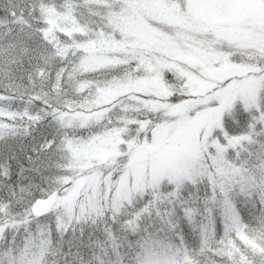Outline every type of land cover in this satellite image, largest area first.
Segmentation results:
<instances>
[{"label":"snow or ice","instance_id":"6c2138e0","mask_svg":"<svg viewBox=\"0 0 264 264\" xmlns=\"http://www.w3.org/2000/svg\"><path fill=\"white\" fill-rule=\"evenodd\" d=\"M0 264H264V0H0Z\"/></svg>","mask_w":264,"mask_h":264},{"label":"rangeland","instance_id":"374dc122","mask_svg":"<svg viewBox=\"0 0 264 264\" xmlns=\"http://www.w3.org/2000/svg\"><path fill=\"white\" fill-rule=\"evenodd\" d=\"M236 109H237V118L242 120L243 116H246V113L243 112V109L240 106L239 102H237ZM242 122H243V120H242ZM229 130L231 131V129H229ZM240 130H242V129H240Z\"/></svg>","mask_w":264,"mask_h":264}]
</instances>
